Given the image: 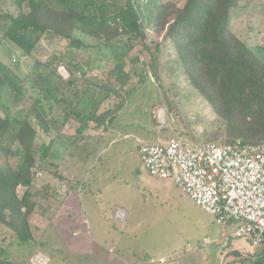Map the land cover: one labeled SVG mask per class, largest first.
<instances>
[{
  "label": "trees",
  "instance_id": "trees-1",
  "mask_svg": "<svg viewBox=\"0 0 264 264\" xmlns=\"http://www.w3.org/2000/svg\"><path fill=\"white\" fill-rule=\"evenodd\" d=\"M240 3L185 0L180 8L159 3L141 28L133 0H6L0 8V46L8 59L6 63L0 58V227L10 232L11 241L28 251L36 246L27 223L35 205L25 196L18 197L17 190L34 188L37 178L47 173L42 164L66 124L76 122L79 135L88 123L105 134L118 115L120 105L97 113L109 95L105 91L98 100L92 94L98 85L96 77L88 75L95 65L90 57L93 50L109 51L115 67L109 71L111 78L117 71L124 74V60L137 48L142 59L139 66L130 59L129 72L140 85L146 72L159 82L165 51L164 70L172 79L164 94L168 108L175 102L171 92L181 88L197 96L213 118L214 128L201 131V143L255 146L264 142V45H248L229 23L238 11L259 5L255 0L245 6ZM246 29L249 37L254 29L250 25ZM146 30L160 41L148 40ZM45 36L63 40L67 46L62 56L41 62L32 53ZM76 52L86 54L85 65L75 61ZM22 59H31L24 73ZM59 66L66 71V80L58 75ZM116 79L123 84L119 76ZM181 80L186 87L182 88ZM193 121L199 125L203 119ZM38 133L47 138L46 143L36 144ZM52 166L54 180L71 184L69 189L78 186L76 178L67 180ZM67 193L50 196L61 202ZM3 242L0 264H13ZM247 256L254 257L255 264H264V249ZM235 263L246 264L242 257Z\"/></svg>",
  "mask_w": 264,
  "mask_h": 264
},
{
  "label": "rangeland",
  "instance_id": "rangeland-1",
  "mask_svg": "<svg viewBox=\"0 0 264 264\" xmlns=\"http://www.w3.org/2000/svg\"><path fill=\"white\" fill-rule=\"evenodd\" d=\"M184 1L133 0L139 10L141 28L145 26L147 18L157 11L159 3H172L180 8ZM247 1L250 0H241L240 4L245 6ZM5 2L6 0H0V8ZM255 2L259 5L258 7L249 6L245 11L240 10L229 20L234 34L239 39L246 40L250 46L264 45V0H255ZM248 25L254 29L249 37L246 35ZM145 34L148 40L155 38L160 41V38L154 37L149 30H146ZM66 46L67 42L63 40L45 36L33 51L32 58L45 62L52 56L60 57L65 53ZM90 57L95 60V65L88 75H93L98 80V85L92 89V94L98 100L103 97L105 91L109 95L99 104L97 113L112 110L120 105L118 115L105 134L102 133V128L96 129L92 123L86 124L80 135L76 133L79 126L76 122L69 121L66 124L51 149L48 161L42 164L47 173L37 178L34 188L17 190L18 197L25 196L35 205L27 218V223L36 246L32 247L31 251H28L26 247L17 246L16 241L10 240V232L0 227V241L4 239L3 245L7 247L8 259L13 264L17 262L36 264V257L40 256L47 260V264H83L84 258L78 255L81 251H87L88 254L98 256L102 260L121 256L123 252H126L122 251V248L126 246L140 252L151 247L160 253L165 248L163 246L170 244L171 238L184 248L187 245L194 250L214 247L211 244L204 246L203 238L210 240L220 238L222 227L215 224L211 217L203 216L178 189H175L178 195L177 201L180 199L183 206L175 210L170 209L173 202L167 203V207L158 210L157 203L153 202L147 194L141 196L135 192L137 188H142L143 180L151 178L139 162L138 154L141 144L138 139H143L142 135L144 138L147 136L145 141L149 144L155 143L157 139L164 140L176 135L185 142L197 143L196 141L200 142L203 129L214 128L211 123L213 118L207 114L206 109H203L201 100H198L197 96L188 94L181 88L171 92L175 94H173L175 102H171L170 109L168 108L164 102V94L169 90L172 79L168 78L164 70L167 61L165 51L161 56L162 72L159 82L146 72L143 85L138 84L137 76L129 72L130 59H134L137 66L140 65L142 58L137 48L125 58L126 67L123 70V76L117 71L109 78V71L115 67L109 58L108 50H93ZM0 58L8 62L1 46ZM74 59L80 65H85L88 60L83 52H76ZM30 63L31 59L21 60L23 73L26 72ZM57 73L63 80L68 78L61 66L58 67ZM118 76L123 81L121 85L116 81ZM180 84L182 88L186 87L182 80ZM80 89H82L81 86ZM65 94L73 100L71 94L66 92ZM194 118L199 121L202 118L203 121L195 125ZM35 142L40 145L46 143L47 138L38 133ZM205 142L213 144V142ZM7 146L8 144L4 145V147ZM52 165L57 167L58 173L65 179L76 178L77 182L83 186V190L80 191L78 186L69 189L71 184H62L54 180L50 175L55 170ZM59 191L61 194L68 191L64 196L65 200L61 202L50 196L52 192ZM144 202L146 206L143 211L141 206ZM176 205L178 202L174 206ZM116 209L128 211L127 224L123 220L114 218ZM54 213L57 215L54 216ZM163 217L165 223L164 228L162 227L161 239L158 241L156 237L150 238L149 231L153 230V226L158 224L159 220L162 222ZM137 222L141 226L136 235L138 238L134 240L132 235H128L127 230ZM197 223L203 225L201 229L189 230ZM232 229L231 227V231ZM231 231L227 232L230 234ZM163 235L166 236V240L163 239ZM201 235L203 237H200ZM111 238L118 239V247L115 246V240L111 241ZM198 242L200 245L197 246ZM39 243L43 244L42 247ZM263 249L260 247L257 252ZM220 252L222 257L229 260L231 264L238 258L237 255L247 256L253 252V248L245 238H227ZM197 257L202 261L201 254ZM139 258L135 261L144 264L141 262L145 261L144 257L140 255ZM87 264H90L89 261Z\"/></svg>",
  "mask_w": 264,
  "mask_h": 264
},
{
  "label": "built area",
  "instance_id": "built-area-1",
  "mask_svg": "<svg viewBox=\"0 0 264 264\" xmlns=\"http://www.w3.org/2000/svg\"><path fill=\"white\" fill-rule=\"evenodd\" d=\"M139 162L146 174L170 182L230 236L247 239L253 250L264 248V142L259 145L188 143L177 135L141 143ZM116 219H122L120 211ZM246 264L255 258L244 256ZM36 264H47L36 257ZM148 264H170L165 257ZM242 264V263H236Z\"/></svg>",
  "mask_w": 264,
  "mask_h": 264
},
{
  "label": "crops",
  "instance_id": "crops-1",
  "mask_svg": "<svg viewBox=\"0 0 264 264\" xmlns=\"http://www.w3.org/2000/svg\"><path fill=\"white\" fill-rule=\"evenodd\" d=\"M148 135V134H145ZM126 137V136H125ZM143 139L139 140L138 142L141 143H147L145 141V138L147 136L142 135ZM165 140V139H164ZM149 144V143H147ZM97 149V147H96ZM95 150V149H94ZM78 187L80 188V191L83 190V186H81L78 183ZM175 189L173 187V185L170 182L167 181H160V180H154L151 178L145 179L142 181V188H137L136 189V193L144 196L145 194L148 195V197L150 199L153 200V202H156V209L158 210H162L164 207H167V203L173 202L174 204L170 206V209H177L178 207H182V203L179 199V201H177L178 195L175 192ZM96 192H99V190H96ZM66 198V197H65ZM64 198V200H65ZM188 199V198H187ZM189 200V199H188ZM190 201V200H189ZM178 202V205L174 206L176 203ZM190 203L192 204V202L190 201ZM99 206V205H98ZM146 206L145 202L143 203V205L141 206V209L144 211V207ZM192 206L194 208H196L193 204ZM197 210H199L198 208H196ZM116 211H120L122 213V219H118V220H123L126 222H128V217H129V213L127 210H121V209H116L114 211V218H115V212ZM200 211V210H199ZM201 212V211H200ZM202 213V212H201ZM58 214V212H57ZM54 213V216L57 215ZM203 216H207L204 213H202ZM145 215V214H144ZM209 217V216H207ZM116 219V218H115ZM164 223H165V219L163 217V221L161 222L159 220L158 224L153 223L155 226H153V230L149 231V236L150 238H157V240L159 241V239H161V233H163L162 227L164 228ZM140 223L137 222L136 224L133 223L132 227L129 228V230H127L128 235H132L134 240H137L138 233L140 230ZM202 224L197 223L195 225H192L189 230H194L195 228H197L198 230L202 228ZM149 229V228H147ZM231 231V227L226 228V230L223 229V231H221L220 233V238H214L213 240H210L209 238H203V245L205 246H209L210 244L213 245L214 247L212 248H207V249H197L194 250L192 247L190 246H186V248L181 247L180 245H178V242L175 243L174 238H171L169 240L170 244L168 246H163L165 247L164 249L161 250L160 253H158L157 250L154 251V249H152L151 247L148 249H144L143 252L140 251H136L134 250L132 247L130 246H126L125 248H122V251H126L123 252V254L121 256H112L110 257L108 260L106 259H100L98 258V256H93L91 254H88V252H84L81 251L78 253L79 256H81L83 259V264H87V261H89L90 264H141L139 262H136L135 259H140L139 256H143L145 261H141L144 262V264H148L150 259L153 258H158V257H165L170 261V264H229L230 261L226 258H223L220 252V249L224 247L225 245V241L227 238H232L230 236V234L227 231ZM145 232V230H144ZM147 232V230H146ZM175 237L177 235H174ZM200 237H203V235H201ZM208 237V235H207ZM179 238V237H176ZM163 239L166 240V236L163 235ZM115 240V246L118 247L117 245L118 243V239H112L111 241ZM163 240V241H164ZM200 245V243H197V246ZM215 248L216 251H215ZM120 249V248H119ZM114 253V251H111ZM155 253V254H154ZM167 253V254H164ZM198 254L202 255V261H200L197 257ZM237 255V254H236ZM237 257H244V256H240L237 255ZM48 258V255H47ZM49 260V259H48ZM19 261V260H18ZM236 260H234V262H232L231 264H236L235 263ZM19 262H17L18 264ZM19 264H23V263H19Z\"/></svg>",
  "mask_w": 264,
  "mask_h": 264
}]
</instances>
